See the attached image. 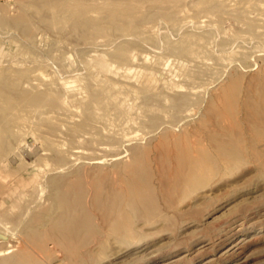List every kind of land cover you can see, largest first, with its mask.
I'll list each match as a JSON object with an SVG mask.
<instances>
[{
  "label": "rangeland",
  "instance_id": "374dc122",
  "mask_svg": "<svg viewBox=\"0 0 264 264\" xmlns=\"http://www.w3.org/2000/svg\"><path fill=\"white\" fill-rule=\"evenodd\" d=\"M0 72V264H264V0H0Z\"/></svg>",
  "mask_w": 264,
  "mask_h": 264
},
{
  "label": "bare ground",
  "instance_id": "6f19581e",
  "mask_svg": "<svg viewBox=\"0 0 264 264\" xmlns=\"http://www.w3.org/2000/svg\"><path fill=\"white\" fill-rule=\"evenodd\" d=\"M113 1H114V0H113ZM122 1H123V0H122ZM150 1H151V0H150ZM107 2H108V1H107ZM109 2H110V0H109ZM119 2H120V1H119ZM154 5H155V4H154ZM155 7H156V6H155ZM117 15H118V14H117ZM121 15H123V17H124V14H121ZM103 16H104V15H103ZM105 16H106V15H105ZM118 16H119V15H118ZM118 16H117V18H118ZM107 17H109V16H107ZM107 17H106V18H107ZM113 17H114V16H113ZM123 17H122V18H123ZM111 18H112V17H111ZM119 18H121V17L119 16ZM122 18H121V19H122ZM102 19H103V18H102ZM108 19H109V18H108ZM123 19H125V18H123ZM123 19H122V20H123ZM112 20H115V18H112ZM118 20H120V19H118ZM94 21H95V20H94ZM99 21H100V20H99ZM115 22L117 23V21H115ZM118 22H119V21H118ZM191 39H192V38H191ZM191 39H189L190 42H191ZM192 40L195 41V39H192ZM192 43H193V42H192ZM188 44H189V43H188ZM187 46H188V45H187ZM191 46H192V44H191ZM189 47H190V46H189ZM193 47H194V46H193ZM196 47H197V46H196ZM186 48H187V47H186ZM194 48H195V47H194ZM193 50H194V49H193ZM191 51H192V50H191ZM191 51H189V53H190ZM192 53H193V52H192ZM192 53H190V54H192ZM194 54H195V53H193V55H194ZM198 54H199V53H198ZM195 56H197V55H195ZM201 56H202V55H201ZM126 57H127V56H126ZM128 58H129V57H128ZM196 58H197V57H196ZM198 58L200 59V56H198ZM1 73H2V72H0V75H1ZM3 73H5V72H3ZM2 76H3V75H2ZM0 82L2 83V81H0ZM4 82H5V81L3 80V83H4ZM235 84H236V83H235ZM235 84H233V85H235ZM111 85H113V84H111ZM114 85H115V83H114ZM180 85H181V84H180ZM180 85H179V86H180ZM0 86H1L0 88H3V87H2L3 85H0ZM116 86H117V85H116ZM116 86H115V87H116ZM121 86H122V85H121ZM146 86H148V85H146ZM146 86H145V87H146ZM127 87H128V86H127ZM233 87H234V86H233ZM110 88H112V87H110ZM230 88H231V87H230ZM3 89H4V88H3ZM112 89H113V88H112ZM144 89H145V88H144ZM6 90H7V89H4V90H3L4 93H5ZM110 90H111V89H110ZM130 90H131V89H130ZM130 90H129V91H130ZM134 90H135V89H134ZM134 90H133V88H132V91H134ZM1 91H2V90H1ZM1 91H0V92H1ZM228 93H229V92H228ZM232 95H233V94H232ZM234 95H235V94H234ZM94 96H95V95H94ZM220 97H221V96H220ZM0 98H1V97H0ZM25 98H26V96H25ZM217 101H218V100H217ZM224 103H226V102H223V104H224ZM40 107H41V106H40ZM209 108H210V107H209ZM210 111H211V110H210ZM50 112H51V111H50ZM48 113H49V112H48ZM57 114H58V113H57ZM65 115H66V114H65ZM61 116H62V115H61ZM58 117H59V116H58ZM55 118H56V117H55ZM68 118H69V116H68ZM70 119H72V118H70ZM59 120H60V119H59ZM65 120H66V119H65ZM86 120H87V119H86ZM90 133H91V132H90ZM88 134H89V133H88ZM91 134H92V133H91ZM81 135H82V134H81ZM81 135H79V136H81ZM83 135H84V134H83ZM89 136H90V134H89ZM82 138H83V137H82ZM79 139H80V138H79ZM188 148H189V147H188ZM75 149H77V148L75 147ZM190 152H191V151H190ZM72 153H73V152H72ZM79 153L81 154V153H83V152H79ZM75 154H76V153H75ZM73 156H74V155H73ZM74 157H75V156H74ZM83 158H84V157H83ZM98 159H99V158H98ZM101 159H102V158H101ZM101 159H99V161H102ZM103 159H105V158H103ZM83 160H84V159H83ZM79 161H80V160H79ZM94 161H95V160H94ZM99 161H98V162H99ZM87 162H88V161H87ZM87 162H86V163H87ZM188 162H189V161H188ZM193 162H194V161H193ZM81 163H82V162H79V164H81ZM86 163H84V164H86ZM92 163H93V162H92ZM190 163H192V162H190ZM190 163L187 165V167L190 165ZM71 164H75V163H71ZM82 164H83V163H82ZM88 164H89V162H88ZM75 165H76V164H75ZM75 165H73L74 168H72V169H74V171H77V170L75 169ZM94 165H95V163H94ZM96 165H97V163H96ZM102 165H103V164H101V166H102ZM105 165H106V164H105ZM77 166H78V165H77ZM84 166H85V165H84ZM101 166H100V168H102ZM185 166H186V165H185ZM191 166H192V165H191ZM68 167H69V166H68ZM70 167H72V165H71ZM70 167H69V168H70ZM79 167H80V166H79ZM79 167H77V169H78ZM86 167H87V166H86ZM92 167H93V165H92ZM98 167H99V166H98ZM88 168H89V167H88ZM88 168H87V169H88ZM94 168H96V167H94ZM94 168H93V169H94ZM183 168H184V167H183ZM188 168H190V166H189ZM70 169H71V168H70ZM89 169H91V167H90ZM93 169H91V170H93ZM97 169H98V168H96V170H97ZM184 169H185V168H184ZM101 170H103V169H101ZM65 171H67V170H65ZM80 171H82V170H80ZM80 171H79L78 174H81ZM83 171H84V170H83ZM83 171H82V172H83ZM187 171H188V170H187ZM70 172H72V171H70ZM70 172L68 171V173H66V174H69ZM94 172H95V171H94ZM97 172H98V170H97ZM99 172H100V171H99ZM99 172H98V174H99ZM48 173H49V172H48ZM73 173H74V172H73ZM90 173L93 174V172H89V174H90ZM95 173H96V172H95ZM95 173H94V174H95ZM100 173H101V172H100ZM102 173H106V172H105V171H104V172L102 171ZM114 173H116V172H114ZM51 174H53V172H52ZM54 174H55V173H54ZM66 174H62V175H66ZM70 174H71V173H70ZM84 174H85V172H84L81 176H83ZM98 174L96 173L97 176H98ZM58 175H59V174H58ZM85 175H86V174H85ZM85 175H84V176H85ZM101 175H102V174H101ZM101 175H99V177H101ZM185 175H186V174H185ZM187 175H188V174H187ZM190 175H191V174H190ZM190 175H189V176H190ZM192 175H193V174H192ZM55 176H57V174H56ZM55 176H54V177H55ZM77 176H78V175H77ZM54 177H53V179H54ZM86 177H87V176H86ZM89 177H91V176H89ZM92 177H94V175H92ZM103 177H104V175H103ZM103 177H102V178H103ZM186 177H187V176H186ZM49 178H50V177H49ZM51 178H52V176H51ZM51 178H50V179H51ZM56 178H57V177H55V179H56ZM84 178H85V177H84ZM84 178H83V179H81V177L78 178V179H77V182H75L76 180L73 179L74 182L71 181V182H68V184H65L66 186H62V188H63V190L61 191V193L63 194V195H62V199H58V200L52 199V200H54V201L52 202V204H51V206H52V208H53V212H51L52 214L54 213V214L56 215V213H57L56 210H58V209H60L59 212H60V211H66L67 215H65V216H68V214H69L68 211L71 210V209H72V210H71V211H72V214H71V215H73V211H74L73 208L75 209V211H78L77 209L82 205V202H80V204H78V205H79V207H78V205H77V203H78L77 201H78V200H77V197H75L76 195L74 196V197L76 198V201H75L76 203H74V201H73V200H75V198H73V200H72V199H71L72 197H70L71 194H73V193H76V194H78V195H81L82 197H83V196L85 195V193L88 192V191H89V192H88L89 194H90V191H91V192H92V196H93V197H96V198L99 197V196L101 195L100 193H101L102 191H100V189H99V190H98V189H97V190H93V188H91V189H92V190H91V189H90V186H88L87 183L85 182V180H87V179L84 180ZM106 178H107V177H106ZM53 179H52V181H53ZM55 179H54V181H55ZM60 179H61V178H60ZM60 179H58V181H59ZM79 179H81V181L84 180L83 183H79ZM91 179H92V178H91ZM99 179H100V178H99ZM116 179H117V178H115V180H116ZM61 180H62V179H61ZM88 180H90V179L88 178ZM104 180H105V178H104ZM113 180H114V179H113ZM118 180H119V179H118ZM46 181H47V183L49 184V181H48V180H46ZM54 181H53V183H54ZM68 181H70V180L68 179ZM81 181H80V182H81ZM102 181H103V179H102ZM107 181H108V180H107ZM109 181H110V180H109ZM132 181H133V180H132ZM55 182H56V181H55ZM95 182H96V181H95ZM115 182H116V181H114V183H115ZM122 182H123V181H122ZM129 182H130V181H129ZM129 182H128V184H129ZM51 183H52V182H51ZM53 183H52V184H53ZM66 183H67V182H66ZM90 183H91V182H90ZM109 183H110L111 185H113L111 182H109ZM117 183H119V182H117ZM117 183H115V184H117ZM132 183H134V182H132ZM48 184H46V185L48 186V187H47V190L49 191V185H50V184H49V185H48ZM54 184H56V183H54ZM54 184H53V185H54ZM92 184H93V183H92ZM101 184H102V183H101ZM110 184H109V185H110ZM115 184H114V185H115ZM134 184H136V183H134ZM27 185H28V184H27ZM27 185H25V186H27ZM89 185H90V184H89ZM99 185H100V184H99ZM105 185H106V184H105ZM105 185H104V187H105ZM111 185H110V187H111ZM114 185H113V186H114ZM119 185H120V184H119ZM129 185H130V184H129ZM129 185H128V186H129ZM131 185H132V184H131ZM94 186H95V185H94ZM97 186H98V185H97ZM100 186H101V185H100ZM126 186H127V185H126ZM135 186H136V185H135ZM135 186H132V187H135ZM50 187H52V185H51ZM59 187H60V186H58L57 189H60ZM92 187H93V186H92ZM95 187H96V186H95ZM107 187H108V186H107ZM117 187H118V186H116L115 188H117ZM130 187H131V186H130ZM54 188L56 189L55 185H54ZM111 188H113V187H111ZM124 188H125V187H124ZM135 188H136V187H135ZM135 188H134V189H135ZM52 189H53V187H52ZM94 189H95V188H94ZM106 189H107V188H106ZM106 189H105V190H106ZM117 189H118V188H117ZM120 189L123 190V187H122V188L120 187ZM120 189H119V190H120ZM134 189L132 188V190H134ZM45 190H46V189H45ZM119 190H118V191H119ZM122 190H121V191H122ZM127 190H129V189H127ZM130 190H131V188H130ZM132 190H131V192L134 193ZM109 191H110V190H109V188H108V190H107V193H108V194H107L106 196H108L109 198L106 197V199H105L106 202H104V203H105V204H104V207H102L101 205H99V207L101 206L102 209H103L102 212L105 213V215H104L103 213H102V214H103L104 216H107V221L110 220V219L112 218L111 216L115 215V212H116V210L118 209V205H119V203L121 202V200L119 199V198H120V197H119V194L117 195V193H116V195H117L118 197H115V196L109 195V194L112 193L111 191H110V193H109ZM114 191H115V190H114ZM121 191H120V192H121ZM123 191H124V190H123ZM123 191H122V193H123ZM134 191H135V190H134ZM52 192H53V190H52ZM52 192H49V194L52 193ZM56 192H58V191H55V193H56ZM127 192L129 193V191H127ZM127 192H126V194H127ZM61 193H60V194H61ZM88 193H87V194H88ZM118 193H119V192H118ZM124 193H125V192H124ZM124 193H123V194H124ZM60 194H58V195H60ZM89 194H88V195H89ZM112 194H113V193H112ZM123 194H121V195H123ZM126 194H125V195H126ZM47 195H48V194H47ZM50 195H52V194H50ZM53 195H54V194H53ZM53 195H52V196H53ZM54 196H55V195H54ZM63 196H64V197H63ZM92 196L89 195V198L92 197ZM46 197H47V196H46ZM103 197H104V195H103ZM43 198H44V197H43ZM47 198H48V197H47ZM51 198H53V197H51ZM51 198H49V199L51 200ZM59 198H61V197L59 196ZM80 198H81V197H80ZM83 198H84V197H83ZM91 199H94V198H91ZM100 199H101V198H100ZM103 199H104V198H103ZM107 199H108V200L110 199V203H109V201H108ZM0 200H1V199H0ZM28 200H29V199H28ZM31 200H32V199H31ZM50 200H48V201H50ZM85 200H86V199H85ZM85 200H84V202H85ZM105 200H104V201H105ZM119 200H120V201H119ZM29 201H30V200H29ZM92 201H93V200H92ZM107 201H108V202H107ZM122 201H123V200H122ZM0 202H1V201H0ZM27 202H28V201H27ZM45 202H46V201H45ZM50 202H51V201H50ZM88 202H89V204H90L91 207H95V206L93 205V202L90 203L89 200H88ZM94 202H95V201H94ZM96 202H97V200H96ZM28 203H31V202H28ZM100 203H101V202H100ZM108 203H109V205H108ZM111 203H112V204H111ZM0 204H1V203H0ZM48 204H49V203H48ZM86 204H87V203L84 204V205H85L84 207H86V208L89 210V208L86 206ZM102 204H103V203H102ZM110 204H111V205H110ZM87 205H88V204H87ZM92 205H93V206H92ZM24 206H25V205H24ZM28 206H29V205H28ZM49 206H50V205H49ZM49 206H48V207H49ZM97 206H98V205H97ZM77 207H78V208H77ZM84 207H81V208H84ZM45 208H47V207H45ZM50 208H51V207H49V209H50ZM76 208H77V209H76ZM81 208H80L79 210H83V209H81ZM95 208H96V207H95ZM95 208H94V209H95ZM97 208H98V207H97ZM121 208H122V207H121ZM61 209H62V210H61ZM68 209H69V210H68ZM102 209H101V210H102ZM107 209H108V210H107ZM88 210H87V211H88ZM91 210H92V209H91ZM45 211H46V210H45ZM45 211H44V212H45ZM47 211H48V210H47ZM49 211H50V210H49ZM71 211H70V213H71ZM75 211H74V212H75ZM83 211L85 212V209H84ZM93 211H95V210H93ZM96 211H97V210H96ZM99 211H100V210H99ZM121 211H122V210H121ZM55 212H56V213H55ZM80 212H81V211H80ZM91 212H92V211H91ZM100 212H101V211H100ZM47 213L51 214L50 212H47ZM61 213H62V212H61ZM78 213H79V212H78ZM78 213H77V214H78ZM87 213L90 214L89 211H88ZM116 213H117V212H116ZM120 213H121V212H120ZM120 213H119V214H120ZM123 213H124V212H123ZM22 214H24V212H23ZM62 214L64 215V212H63ZM80 214H81V216H85V215H86L85 213L82 214V212H81ZM88 214H87V215H88ZM91 214H93V213H91ZM98 214L100 215L99 212H98ZM102 214H101V215H102ZM112 214H113V215H112ZM20 215H21V214H20ZM40 215H41V214H39L38 216H40ZM43 215H44V214H43ZM59 215H60V214H59ZM103 215H102V218H103ZM121 215H122V214H121ZM121 215L119 216L120 219H121ZM46 216H47V215H46ZM51 216H52V215H51ZM65 216H64V217H65ZM73 216L76 217V215H73ZM77 216H78V215H77ZM81 216L79 217L80 220L83 218V217H81ZM89 216H91V215H89ZM92 216H95V215H92ZM41 217H42V216H40V218H41ZM53 217H54V215H53ZM53 217H52V219H53ZM56 217H58V216H56ZM59 217H61V216H59ZM59 217H58V219H59ZM64 217L62 216V218L64 219V222H60V223H58V225H60V224H62V223L65 224V218H66V220H67V217H65V218H64ZM71 217H72V216H71ZM87 217H88V216H87ZM96 217H97V216H96ZM110 217H111V218H110ZM115 217H116V216H115ZM48 218H50V217H48ZM48 218H47V219H48ZM54 218H55V217H54ZM62 218H60V219H62ZM79 218L76 217V221H77ZM88 218H90V217H88ZM102 218H101V219H102ZM104 218H105V217H104ZM104 218H103V219H104ZM117 218H118V217H117ZM122 218L124 219V217H122ZM31 219H32V221H34L33 219H36V222H35V223H38V222H37V219H38V218H33V217H31ZM50 219H51V218H50ZM85 219H87V218H85ZM98 219H100V217H98ZM38 220H39V219H38ZM41 220H42V219H41ZM54 220H55V219H54ZM72 220H73V219H72ZM72 220H71V222H72ZM83 220H84V219H82V221H83ZM87 220H88V219H87ZM87 220H84V221L86 222ZM26 221H27V219H26ZM42 221H43V220H42ZM51 221H52V220H51ZM68 221L70 222V217H69V219L67 220V222H68ZM82 221H77V224H76V225H78V224H79L80 222H82ZM84 221H83V222H84ZM100 221H101V220H100ZM103 221H104V220H103ZM111 221H113V220H111ZM53 222H54V221H53ZM57 222H58V221H57ZM57 222H56V223L54 222L55 224H54V223H53V224H54L55 226H57L56 228H59L58 225H57ZM71 222H70V223H71ZM73 222H74V221H73ZM78 222H79V223H78ZM85 222H84V225H83L82 223H81V224H82L83 226H85V224H86ZM24 223H25V222H24ZM102 223H103V222H102ZM105 223H106V220L104 221V224H105ZM108 223H109L108 225H110V222H109V221H108ZM111 223H113V222H111ZM117 223H118V222H117ZM3 224H4V223H2V225H3ZM27 224L29 225V223H27ZM64 224H62V225H64ZM114 224H116V223L114 222L112 225H114ZM2 225H1V226H2ZM6 225H7V223H6ZM65 225H66V224H65ZM74 225H75V224H74ZM82 225H81V226H82ZM108 225L106 224L107 227H110V226H108ZM117 225H118V224H117ZM117 225H115V226H117ZM29 226H30V225H29ZM31 226H33V225H31ZM40 226H41V225H40ZM42 226H43V225H42ZM45 226H46V225H45ZM66 226H68V225H66ZM66 226H65V227H66ZM78 226H80V224H79ZM14 227H16V225H14ZM24 227H26V225L23 226V228H24ZM35 227H36V226H35ZM111 227H112V226H111ZM119 227H120V226H119ZM128 227H129V226H128ZM1 228L4 229V225H3V227H1ZM1 228H0V229H1ZM5 228H6V227H5ZM27 228H28V226L26 227V229H27ZM32 228H34V226H33ZM42 228H43V227H42ZM113 228H114V230H115L117 227H116V228L113 227ZM20 229L22 230V228H20ZM24 229H25V228H24ZM30 229H31V228H30ZM30 229H28V230H30ZM35 229H36V228H35ZM38 229H39V228H38ZM73 229H74V228H73ZM81 229H82V227H80L79 230H81ZM129 229H130V228H129ZM129 229H128V230H129ZM4 230H6V232L10 231V230H8V227H7L6 229H4ZM7 230H8V231H7ZM16 230H17V228H16ZM47 230H48V229H47ZM64 230H67V229H63V231H64ZM74 230L78 231L77 229H74ZM110 230H112V229L110 228ZM114 230H112V231H114ZM116 230H117V229H116ZM116 230H115V231H116ZM11 231H12V230H11ZM30 231H31V230H30ZM36 231H37V229H36ZM43 231H44V230H43ZM48 231H49V230H48ZM63 231H61L62 234H64ZM81 231H82V230H81ZM31 232H32V231H31ZM33 232H35V231H33ZM44 232H45V231H44ZM69 232H71V231H69ZM69 232H68V233H69ZM74 232H75V231H73V233H74ZM127 232L129 233V231H127ZM130 232H131V231H130ZM46 233H47V232H46ZM50 233H52V232H50ZM65 233H67V232H65ZM10 234H11V233H10ZM37 234H38V233H36V235H37ZM53 234L56 235V233H53ZM58 234L60 235V236H58V238L62 237L61 234H60L59 232H57V235H58ZM13 235H14V234H13ZM42 235H43V234H42ZM42 235L40 236V235L38 234V235H37V239H38V236L42 237ZM44 235H45V234H44ZM48 235H49V234H48ZM55 235H52V236H54V238H55V237H56ZM69 235H70V234H68L67 236H69ZM71 235H73V234L71 233ZM10 236H11V235H10ZM15 236H16V235H15ZM64 236H65V235H64ZM64 236H63V237H64ZM2 237H3V236H2ZM45 237H47V235H45ZM48 237H49V236H48ZM72 237H73V236H72ZM72 237H70V238L67 237L68 241H69V239H70V241H72V240H73V239L71 240ZM0 238H1V236H0ZM24 238H25V237H24ZM50 238H51V236H50ZM65 238H66V237H65ZM65 238H64V239H65ZM26 239H29V237H28L27 235H26ZM42 239H43V238H42ZM42 239H41V240H42ZM67 239H65V240H67ZM20 240H21V239H20ZM31 240H32V239H31ZM38 240H39V239H38ZM58 240H59V239H58ZM33 241H34V239H33ZM33 241H31V243H34ZM60 241H61V240H60ZM62 241H63V240H62ZM18 242H19V241H18ZM18 242H17V243H18ZM22 242H23V241H22ZM25 242H26V241H25ZM25 242H23L24 247H26V245H27L26 243L29 242V241H27L26 243H25ZM36 242H37V241H36ZM41 242L44 243V240L41 241ZM56 242H57L56 244L59 243V241H57V240H56ZM63 242H64V241H63ZM72 242L74 243V240H73ZM0 243H2V242H0ZM31 243H30V245H31ZM37 243H38V242H37ZM18 244H19V243H18ZM25 244H26V245H25ZM34 244H36V243H34ZM59 244H60V243H59ZM59 244H58V245H59ZM61 244H63V243H61ZM66 244H68V243L65 242V245H66ZM74 244H75V243H74ZM16 245H17V244H16ZM65 245H63V247H64ZM31 246H33V245H31ZM39 246H40V245H39ZM42 246H43V244L41 245V247H42ZM21 247H23V246H21ZM24 247H23V248H24ZM35 247H37V246H35ZM71 247H72V245H71ZM27 248H28V246H27ZM29 248H30V246H29ZM38 248H39V247H38ZM38 248H35V249H37L38 252L41 251V249H38ZM44 248H47V247H46V246H43L42 250H45ZM65 248H66V246H65ZM67 248H68V246H67ZM25 249H26V248L21 249V253H22V251H23V253L26 252V255H27L29 252L31 253V252H32V249H34V248H30L31 251H29V252H27L29 249H27V250H25ZM37 250H33V251H36V252H37ZM70 250H71V249H70ZM45 251H46V250H45ZM71 251H72V250H71ZM38 252H37V253H38ZM41 252L43 253V251H41ZM41 252L38 254L39 256H40ZM32 254H33V253H32ZM32 254H29V255H32ZM9 255H10V254H9ZM26 255H23V256L26 257ZM38 255H37V261H39V259H38ZM6 256H7V255H6ZM21 256H22V255H21ZM21 256H20V257H21ZM34 256H35V255H34ZM0 257H1V256H0ZM12 257L15 258V255L13 254ZM12 257H11V258H12ZM17 257H18V255H17ZM20 257H18V258H20ZM24 257H23V258H24ZM30 257H31V256H29V258H30ZM32 257H33V255H32ZM32 257H31V258H32ZM14 258H13V259H14ZM23 258H21V259H23ZM26 258L29 259L28 256H27ZM26 258L24 259L25 262H26ZM31 258H30V259H31ZM35 258H36V257H35ZM21 259H18L21 263H19V261L17 260V261H18L17 264H33V263H34L33 260H32L33 263L30 262L31 260H28L29 262L24 263V261L21 260ZM33 259H34V258H33ZM9 261H10V260H9ZM13 261H14V260H13ZM22 261H23V262H22ZM11 262H12V261H11ZM35 263H37V262L35 261ZM38 264H39V262H38Z\"/></svg>",
  "mask_w": 264,
  "mask_h": 264
}]
</instances>
